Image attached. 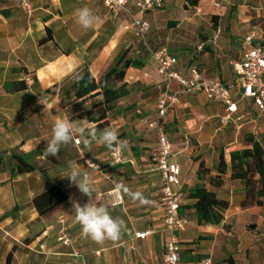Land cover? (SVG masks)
Listing matches in <instances>:
<instances>
[{
    "label": "crops",
    "instance_id": "0c3cea01",
    "mask_svg": "<svg viewBox=\"0 0 264 264\" xmlns=\"http://www.w3.org/2000/svg\"><path fill=\"white\" fill-rule=\"evenodd\" d=\"M127 1L115 13L103 0H31V12L16 0H0V264H164L170 233L162 219L163 181L152 159L158 138L146 123L156 116L164 88L153 55L159 50L178 59L175 69L184 76L199 67L208 77L236 85L232 93L238 102V110L227 117L225 105L202 93L182 91L180 103L165 118L172 160L181 168L176 186L183 192L180 213L189 218L178 231L180 264H229L230 259L264 264V198L261 204L244 206L246 182L232 178L231 167V152L252 147L247 135L264 148V114L251 98H241L242 78L234 70L248 34L264 43V0H200L197 6L163 0L161 8L147 11L135 0ZM82 7L98 17L92 28L78 23L76 10ZM134 19L149 23L144 38L135 34ZM125 51L126 58L140 65L127 68L118 86L128 93L108 113L107 124L97 128L98 134L108 127L118 130L119 139L127 143L124 161L112 163V150L96 142L90 150L77 144L76 139H84L79 134L57 156L46 155L57 118L81 127L97 125L77 115L102 96L70 102L66 89L87 70L99 80ZM172 87L181 90L177 82ZM34 152L35 170L12 175L10 157ZM222 154L227 168L223 174ZM74 167L90 174L93 203L124 220L120 241L98 244L82 235L72 201L83 206L89 198L62 178ZM217 178L221 185H214ZM54 185L68 198L42 215L34 199ZM197 185L229 203L225 211L218 210L220 221H199L196 199L189 197ZM125 189L142 192L149 202L134 200ZM137 232L150 233L137 237ZM63 234L70 244L59 240Z\"/></svg>",
    "mask_w": 264,
    "mask_h": 264
},
{
    "label": "built area",
    "instance_id": "2783aa9c",
    "mask_svg": "<svg viewBox=\"0 0 264 264\" xmlns=\"http://www.w3.org/2000/svg\"><path fill=\"white\" fill-rule=\"evenodd\" d=\"M17 4L24 10L31 12V0H16ZM105 5L113 12H118L127 4V0H103ZM136 5L143 11L154 10L163 6V0H135ZM132 28L138 37L144 38L150 29V25L143 19H134ZM220 31L218 30L213 37V43L217 45ZM205 44H201L199 49H204ZM157 62L158 71L163 78L164 88L159 94L157 101V114L153 119L146 120L148 126L157 133L158 144L152 154L157 171L161 174L164 194V215L163 222L167 231L170 233L166 242L164 252V264L181 263V242L178 231L183 230L189 223V218L180 213V203L183 192L179 186L181 168L179 164L173 162L172 142L166 130L165 118L170 110L180 103L181 92L190 94L202 93L210 101L217 102L226 106L227 117L238 110V102L233 96L234 84H227L217 77H208L199 67H192L189 74H180L175 66L178 59L170 55L166 50L153 52ZM234 70L242 80L241 98H251L255 107L264 114V43L255 42V34H248L242 42V55L240 60L234 65ZM173 82L181 87L175 90ZM80 139H76L77 141ZM78 144V143H77ZM111 162L119 164L124 161L122 150L110 153ZM94 165V164H91ZM150 232H137V237H145ZM65 244H70L71 239L65 234L59 237ZM205 264H211L206 260Z\"/></svg>",
    "mask_w": 264,
    "mask_h": 264
},
{
    "label": "trees",
    "instance_id": "16d2710c",
    "mask_svg": "<svg viewBox=\"0 0 264 264\" xmlns=\"http://www.w3.org/2000/svg\"><path fill=\"white\" fill-rule=\"evenodd\" d=\"M189 5L197 6L200 0H186ZM127 51L118 56L113 66L99 80L94 74L87 70L79 75L66 89L65 95L70 102H83L90 97L102 96L94 101L90 108L79 113L77 117H85L88 121L97 123L100 129L107 124L108 113L116 108V102L128 93L125 86H118L125 78V73L130 66H139L138 60L126 58ZM246 141L252 145L241 151L231 152L232 178L242 179L246 182V198L243 205L261 204L264 198V148L253 135H247ZM34 152L28 155L14 154L10 157V168L12 175L23 174L35 170L31 163ZM223 167L220 173L226 172L223 154L221 155ZM204 169L201 163L199 172ZM221 180H214V185H221ZM189 197L196 199L194 207L198 213L199 221H220L223 215L218 212L225 211L229 203L219 199L214 191L208 190L203 185H197L190 190ZM68 198L60 186L54 185L47 191L36 196L34 201L40 209V213L46 214ZM9 264V262H8ZM229 264H235L233 259Z\"/></svg>",
    "mask_w": 264,
    "mask_h": 264
},
{
    "label": "clouds",
    "instance_id": "9594fccd",
    "mask_svg": "<svg viewBox=\"0 0 264 264\" xmlns=\"http://www.w3.org/2000/svg\"><path fill=\"white\" fill-rule=\"evenodd\" d=\"M76 16L78 23L85 29L92 28L98 21V17L88 7L77 9ZM51 131L52 136L47 141L45 149L48 156H57L61 146L71 143L73 137L77 134L84 137L82 141L78 140L77 143L82 142L89 150L92 142L106 146L114 152H120L127 147L126 141L119 139L118 130L112 127L105 128L98 134L95 125L81 127L70 120L57 118L53 123ZM62 178L69 179L70 182L78 187L83 195L89 198L88 202L83 206L74 200L72 201L76 212L75 220L81 226L82 235L98 244H103L105 241H120L126 229V224L121 218L113 217L107 206L93 203L94 190L90 174L84 169L74 167ZM125 191L128 192L131 198L138 200L142 204L149 202L142 192H131L127 189Z\"/></svg>",
    "mask_w": 264,
    "mask_h": 264
}]
</instances>
